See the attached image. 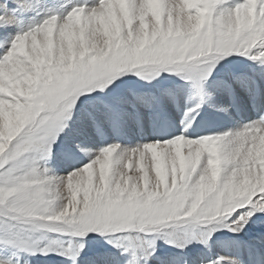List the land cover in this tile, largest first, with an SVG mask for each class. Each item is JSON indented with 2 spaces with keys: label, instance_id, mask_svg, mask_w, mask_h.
Listing matches in <instances>:
<instances>
[{
  "label": "snow or ice",
  "instance_id": "obj_1",
  "mask_svg": "<svg viewBox=\"0 0 264 264\" xmlns=\"http://www.w3.org/2000/svg\"><path fill=\"white\" fill-rule=\"evenodd\" d=\"M264 264V0H0V264Z\"/></svg>",
  "mask_w": 264,
  "mask_h": 264
},
{
  "label": "rangeland",
  "instance_id": "obj_2",
  "mask_svg": "<svg viewBox=\"0 0 264 264\" xmlns=\"http://www.w3.org/2000/svg\"><path fill=\"white\" fill-rule=\"evenodd\" d=\"M44 262L47 264H55V262H48V261H42L41 264H44Z\"/></svg>",
  "mask_w": 264,
  "mask_h": 264
},
{
  "label": "bare ground",
  "instance_id": "obj_3",
  "mask_svg": "<svg viewBox=\"0 0 264 264\" xmlns=\"http://www.w3.org/2000/svg\"><path fill=\"white\" fill-rule=\"evenodd\" d=\"M44 264H47V263L44 262Z\"/></svg>",
  "mask_w": 264,
  "mask_h": 264
}]
</instances>
